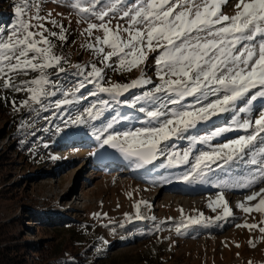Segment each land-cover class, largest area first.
<instances>
[{"label": "snow or ice", "instance_id": "snow-or-ice-1", "mask_svg": "<svg viewBox=\"0 0 264 264\" xmlns=\"http://www.w3.org/2000/svg\"><path fill=\"white\" fill-rule=\"evenodd\" d=\"M43 4L44 0H14L15 21L10 30L0 29L2 87L25 92L23 107L38 115L54 108L45 117L51 120L69 105L104 94L109 99L96 100L74 117L69 113L62 122L88 124L101 148L115 150L137 170L163 157L160 167L186 166L176 179L188 184L220 190H252L264 184V0H65V6L72 9L70 15L86 25L81 35L87 39L81 47L100 66L72 64L56 53L53 38L63 44L68 30L51 12L40 14ZM225 7H234V14H226ZM45 22L59 32L47 28ZM150 54H155L158 82L145 74ZM64 65L74 69L76 77L66 88L51 78L66 73ZM134 69L140 75L130 82L106 79V70ZM29 72L37 75L15 82V77ZM88 85L93 90L85 94ZM134 89L144 90L131 100L121 99ZM58 94L62 98L50 99ZM114 105L134 108L140 115L121 113ZM13 107L18 110L15 102ZM224 114H230L232 126L193 134L199 125ZM132 120L140 126H129ZM232 131L244 134L227 138L225 134ZM219 137H225L224 141L212 143ZM183 140L188 141L187 147L177 150L173 141ZM233 166H243L247 174L234 175ZM218 171L229 179L217 177ZM253 201L258 202L250 204ZM141 203L134 205L136 219L143 218ZM208 207L214 212L222 209L215 221L234 215L223 191H217ZM236 207L260 214L259 224L246 222L237 227L258 228L264 234V226H259L264 225V187L252 190ZM212 222L199 213L182 220L176 232ZM248 243L255 247L253 240Z\"/></svg>", "mask_w": 264, "mask_h": 264}, {"label": "rangeland", "instance_id": "rangeland-1", "mask_svg": "<svg viewBox=\"0 0 264 264\" xmlns=\"http://www.w3.org/2000/svg\"><path fill=\"white\" fill-rule=\"evenodd\" d=\"M2 4L9 13L2 30L8 31L15 21L14 0ZM223 10L229 15L235 11L234 7ZM49 12L68 30L63 44L53 38L56 53L66 56L72 64L95 62L100 66L92 54L81 47L87 39L81 35L86 25L78 24L77 17L70 15L72 9L65 6V0H44L40 14L47 16ZM45 26L59 32L51 23L45 22ZM64 67L68 69L66 73L51 77L58 79L62 88L72 86L76 80L72 75L75 70L68 65ZM145 74L158 82L155 54H150ZM36 75L29 72L27 76L15 77V82ZM139 75L138 69L131 72L106 70V79L112 82L127 83ZM90 90H93L92 85L84 90L85 94ZM143 90H131L121 99L131 100ZM26 98L23 91L3 88L0 80V251H7L5 255H17L16 260L21 264H58L65 259L82 258L87 264H264V234L258 228L250 231L236 226L246 222L259 224V213H244L234 205L233 220L237 221L225 230H222L223 224H219V232L191 234L181 230L177 233L178 202L185 200L182 195L154 186L167 182L173 174L172 168L159 166L163 157L154 165L137 170L121 156L118 157L123 160L112 158L110 153L115 150L101 148L88 124L62 122L68 119L69 113L74 117L96 100L109 99L107 95L89 96L87 100L67 106L62 115L51 120L45 117H50L56 111L54 108L40 112L43 123L39 124H36L37 112L22 106ZM57 98L62 97L58 94ZM13 102L18 110H14ZM114 108L133 117L140 115L136 109L123 105H114ZM12 115L15 118L10 120ZM132 125L139 127L140 123L132 120L129 126ZM205 125H199L193 134H210L216 127L232 126L230 114L224 124L217 123L211 130L204 131ZM117 127L123 128L122 125ZM25 133L27 137H34L35 157L33 154L25 156L14 148L16 138L24 137ZM173 142L180 151L188 144L186 140ZM197 147L208 150L206 146ZM224 197L228 204L237 200L230 195ZM214 198L210 196L203 199V204L190 205L185 217L199 213L208 218L219 215L221 208L214 212L208 207ZM138 202H144L140 204V215L148 212L151 215L146 218L149 219L146 225L142 224L144 217L135 218L134 205ZM27 208L49 218L67 215L73 221L67 225L46 221L38 224L29 218ZM249 240L255 242V247ZM13 245H17V249L13 250ZM6 259L0 255V264H6Z\"/></svg>", "mask_w": 264, "mask_h": 264}, {"label": "bare ground", "instance_id": "bare-ground-1", "mask_svg": "<svg viewBox=\"0 0 264 264\" xmlns=\"http://www.w3.org/2000/svg\"><path fill=\"white\" fill-rule=\"evenodd\" d=\"M190 100H191V98L188 101L190 102ZM257 106H258V104H257ZM227 115L228 114H224V115H221L219 117H214L213 120H212V122L214 124H212V122L211 123H207L205 126L202 127L203 130L204 131L211 130V129H213L215 127V125L217 123L224 124V122H226ZM237 133H238V131H232V132L226 133L225 136L227 138H235V137L239 136ZM242 134H244V133L242 132ZM242 134H240V135H242ZM224 139H225V137H219V138H216L214 141H223ZM110 154H111L112 158H114V157L117 158L118 156H120V154L118 152H116V151H114V152H112ZM120 160H123V159H120ZM185 167L186 166H181L179 168L170 169V172L173 173L171 175V178L168 179L167 182H165L163 184L156 183L154 185L155 187L159 188L160 190L161 189H166L168 191L170 190L171 192H173V194L182 195L180 197L183 200H185V201L184 202H180V200H179V202H178L179 215L177 217V221H179V223L186 218L185 217V212H186V210L188 209V207L190 205H192V204H203L204 203L203 199L209 198L210 196L211 197L215 196L217 191H223L224 195H230L231 197H235V199H237L236 201H232L231 200L232 202L230 201L231 203H229V207H230V205L233 206V207H231V209L233 211L234 205H237L238 202H244L245 195L250 194V192L252 190H258L259 187L264 185V184H260L258 187L254 188L252 190L243 189V190L237 191V190H232V189L220 190V189H217V188L212 187L210 185H206V184H202V183L188 184V183H185V182H182V181H179V180L176 179V177L179 176L185 170ZM217 177L223 178V179H228L227 177L223 176V174H221V173H218ZM184 198H186V199H184ZM188 201H190V202H188ZM254 202H256V201H253V202H250V203H254ZM150 216L151 215H150L149 212L143 214V216H142V217H144V219L142 220V224L143 225L147 224V221L149 219L147 220L146 218H148ZM233 217H234V215H233ZM233 217H230L227 220H221V221H215L214 220L215 217H212V219L214 221L212 223H209L207 225L201 224V225L191 226V227H188L187 229H182V230L190 232L191 234H193V233H195L197 231L200 234H204V233H206L208 231L219 232L220 231L219 230V224H223L222 230H225L228 227H231V226H233L236 223L237 219L233 220L234 219ZM235 218H236V216H235Z\"/></svg>", "mask_w": 264, "mask_h": 264}, {"label": "trees", "instance_id": "trees-1", "mask_svg": "<svg viewBox=\"0 0 264 264\" xmlns=\"http://www.w3.org/2000/svg\"><path fill=\"white\" fill-rule=\"evenodd\" d=\"M8 0H0V29H3L5 28L8 20H9V13H8V10H4L3 9V4L2 2H6ZM58 97V96H57ZM55 97V98H57ZM54 98V99H55ZM54 99H51V100H54ZM37 113H35L36 115ZM15 118L14 115L11 116V119L10 120H13ZM36 124H39L40 122L43 123V120L41 118V114L37 115L36 117ZM52 119H54V117H52ZM24 137H17L16 138V141H17V145L15 148V150H17L18 152L20 153H25V156H28L30 154H33V157H35L36 155L34 150L35 148L33 147V141H34V137H27L26 133L23 135ZM37 151V150H36ZM27 210V213H29V218H31L33 221L37 222L38 224H41L43 221H46L48 224H50L51 222H53V224H63V225H67L69 224L70 221H73L71 220L67 215L66 216H59L58 218H49L47 217L46 215H41L42 213L41 212H35V210H29L28 208L26 209ZM17 245H13L11 246V248L13 250L17 249ZM2 252V253H1ZM7 251H0V255L2 258H4L6 256V261L5 262L6 264H21V261L18 262L16 259L19 258L17 255H14V256H10L8 257L6 254ZM33 256V255H32ZM58 264H87L86 263V259L85 258H82V259H78V260H68V259H65L63 261H59Z\"/></svg>", "mask_w": 264, "mask_h": 264}, {"label": "water", "instance_id": "water-1", "mask_svg": "<svg viewBox=\"0 0 264 264\" xmlns=\"http://www.w3.org/2000/svg\"><path fill=\"white\" fill-rule=\"evenodd\" d=\"M107 147V146H106ZM108 148V147H107Z\"/></svg>", "mask_w": 264, "mask_h": 264}]
</instances>
